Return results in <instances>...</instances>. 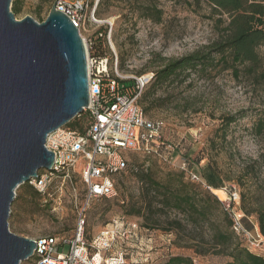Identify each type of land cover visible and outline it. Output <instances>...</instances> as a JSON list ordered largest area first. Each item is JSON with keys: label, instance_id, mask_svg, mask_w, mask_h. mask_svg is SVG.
I'll use <instances>...</instances> for the list:
<instances>
[{"label": "rangeland", "instance_id": "rangeland-1", "mask_svg": "<svg viewBox=\"0 0 264 264\" xmlns=\"http://www.w3.org/2000/svg\"><path fill=\"white\" fill-rule=\"evenodd\" d=\"M13 1L20 7V12L15 15L17 20L30 16L37 22L46 18L53 3V0H12L11 7ZM134 1L104 0L97 15L94 9L96 23H93L88 18L96 0H88L85 27L79 31L81 37L92 44L98 38L103 40L104 56L109 58V66L113 69L114 54L107 38L110 26L104 21L111 24L110 42L117 56L118 71L128 77L126 83H132L133 76H140L146 81L145 88L150 87L155 71L169 60L202 49L217 38L206 3L197 6L191 0H154L161 17L159 21H153L139 16L132 6ZM139 2L147 4L149 0ZM226 18L223 16L224 20ZM258 53L264 68V47H260ZM153 98L158 102L150 104V100L147 101L150 108L146 116L164 122L163 137L176 145L179 153L174 155L172 163L183 157L190 169L200 174L208 167L215 168L227 187L239 190L241 199L243 194L249 195V199L251 196L264 197V128L262 131L256 128L258 122L264 120V78L254 79L243 66H238L237 75L232 69L210 67L205 72L188 71L178 84L156 88ZM231 115L236 121L229 127L222 126L221 118ZM77 117L70 122L82 119ZM125 158L128 168L114 178L118 198L97 199L89 204L85 225L87 240L113 219L124 217L141 228L135 236L119 241L105 254L109 256L124 250V264H158L176 255L190 257L194 264L230 261L223 256L197 255L193 248L174 244L173 234L160 228H144L140 217L127 215L121 206L122 195L127 199L138 195V184L131 169L151 168L160 178L165 171L175 167L156 156L135 150L126 151ZM83 166L84 162L79 161L75 174L79 175ZM196 184L208 190L201 183ZM74 187L76 205L79 206L83 201L84 186L78 176L74 179ZM28 192H32L29 186L17 188L7 220L9 230L27 238L72 237L78 215L71 198L72 191L67 189L62 194L51 191L50 196L40 195L37 202ZM169 217L173 219L175 214L171 213ZM249 217L258 227L255 215ZM251 236L250 239L239 238L249 251L264 257V237L260 239L252 233ZM147 239L150 240L146 242ZM67 250L68 246H65L63 252ZM20 264L31 263L23 261Z\"/></svg>", "mask_w": 264, "mask_h": 264}, {"label": "built area", "instance_id": "built-area-1", "mask_svg": "<svg viewBox=\"0 0 264 264\" xmlns=\"http://www.w3.org/2000/svg\"><path fill=\"white\" fill-rule=\"evenodd\" d=\"M55 1L56 11L66 15L78 31L84 29L88 0ZM94 9L88 20L96 23ZM104 22L110 26L107 38L114 54L113 69L109 66L108 57L92 58L88 50L89 41L81 37L86 47L88 73V105L82 112L88 119L86 129L79 134L62 127L48 134L44 147L54 155L52 167L50 170H39L35 178L27 182L40 195L50 196L51 191L61 194L67 189L72 191L71 198L78 209L74 234L70 238H30L35 243L33 255L27 260L31 264L125 263L124 250L109 256L105 254L119 241L135 236L140 227L136 222L115 218L90 240L85 238V225L86 211L92 201L118 197L114 178L128 167L126 151L135 150L156 156L183 171L191 182L201 183L211 192L201 174L190 169L187 159L179 157V162H171L179 153L177 146L163 137L164 122L149 119L137 104L146 81L143 77L133 76L132 83L125 84L128 77L118 71L117 56L110 42L111 24ZM79 161H83L84 166L77 175L74 171ZM76 176L84 186L83 201L79 206L76 205L74 187ZM220 192L222 197L214 195L231 219L232 231L238 237L252 238L243 224L244 219L250 222L252 217H246L241 210L239 190L225 186ZM65 246L68 250L63 252Z\"/></svg>", "mask_w": 264, "mask_h": 264}, {"label": "trees", "instance_id": "trees-1", "mask_svg": "<svg viewBox=\"0 0 264 264\" xmlns=\"http://www.w3.org/2000/svg\"><path fill=\"white\" fill-rule=\"evenodd\" d=\"M103 1H98L96 15ZM191 1L197 6L201 3L207 4L212 24L217 30V38L202 49L169 60L155 71L152 85L143 90L137 101L145 115L150 108L147 101L150 100V104L158 102L153 98L156 88L178 84L182 75L188 71L205 72L210 67L221 66L222 69H232L237 75L238 66H243L246 73L254 79L264 78L262 58L258 53V49L264 47V0ZM132 6L140 13L139 16L153 21L160 20L161 11L154 0H149L147 4L135 0ZM11 11L14 15L20 12V7L14 1ZM225 15L226 20L223 19ZM102 46V39L98 38L94 44L89 41V55L96 59L106 57ZM125 84L131 83L125 81ZM81 117V120L71 121L64 127L83 134L88 119L83 114L77 118ZM235 121L236 117L232 115L221 118V124L225 127H229ZM256 128L262 131L264 120H260ZM131 172L138 184V195L129 199L122 195L120 202L127 215L141 218L142 227L160 228L167 234H173L174 244L193 248L197 255L212 254L229 258L230 261L225 264H264V257L249 251L232 231L231 219L223 211L217 197L203 189L201 185L188 180L183 171L177 168L169 169L160 178L151 168H136L131 169ZM201 174L209 187L218 189L224 185L215 168L208 167L202 170ZM20 186H29L30 191L32 190L28 192L30 198L34 202L38 201L40 194L28 183ZM241 210L246 217L255 215L259 232L264 237V197L251 196L249 199V195L243 194ZM171 213L175 214V218L169 217ZM121 218L127 221L124 217ZM245 220L247 219L243 221ZM158 264H194V262L190 257L176 255L169 256Z\"/></svg>", "mask_w": 264, "mask_h": 264}, {"label": "water", "instance_id": "water-1", "mask_svg": "<svg viewBox=\"0 0 264 264\" xmlns=\"http://www.w3.org/2000/svg\"><path fill=\"white\" fill-rule=\"evenodd\" d=\"M11 1L0 0V264L32 257L34 241L8 227L15 191L51 169L47 135L82 114L89 97L86 47L56 1L41 22L17 20Z\"/></svg>", "mask_w": 264, "mask_h": 264}, {"label": "crops", "instance_id": "crops-1", "mask_svg": "<svg viewBox=\"0 0 264 264\" xmlns=\"http://www.w3.org/2000/svg\"><path fill=\"white\" fill-rule=\"evenodd\" d=\"M206 183V182H205ZM207 185V184H206ZM226 185L224 184L221 188H218V189H214L213 187H210V189H211V192L213 193V194H216V195H218L219 197H222V193L220 192L221 191V189L223 188V187H225ZM244 222V226H245V228H246V230L251 234H253L255 237H257V238H260V239H262V236H261V234H260V232H259V229H258V227H257V225L256 224H254L251 220H250V222L248 221V220H245V221H243ZM252 226V227H251Z\"/></svg>", "mask_w": 264, "mask_h": 264}]
</instances>
